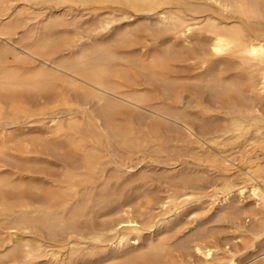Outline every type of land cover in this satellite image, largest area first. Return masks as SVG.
Wrapping results in <instances>:
<instances>
[{"label": "bare ground", "instance_id": "obj_1", "mask_svg": "<svg viewBox=\"0 0 264 264\" xmlns=\"http://www.w3.org/2000/svg\"><path fill=\"white\" fill-rule=\"evenodd\" d=\"M22 1L92 21L0 1V264L264 252V0Z\"/></svg>", "mask_w": 264, "mask_h": 264}, {"label": "rangeland", "instance_id": "obj_2", "mask_svg": "<svg viewBox=\"0 0 264 264\" xmlns=\"http://www.w3.org/2000/svg\"><path fill=\"white\" fill-rule=\"evenodd\" d=\"M0 1H4V2H14L15 5L18 6V8H16L17 11H23V12H26L28 13L29 12V15L28 18H25V16L22 18L23 22L27 25V26H33L34 24L36 25L37 24V21L39 19V16L41 15H46V14H52V16L54 17L55 15L59 16L61 14H63L65 16V18L67 19L68 23H73V22H85L87 23V25H89L92 21V14L90 13L89 10H86L85 8L83 7H74V6H59V7H53L51 5H49L48 3L45 4V2H40V3H25L23 2L22 0H0ZM17 2V4H16ZM56 9V10H55ZM15 10V11H16ZM84 10V11H83ZM16 11V12H17ZM16 12H14V16L12 15V17H15L16 15ZM32 13V14H31ZM40 14V15H39ZM68 15V16H67ZM83 15V16H82ZM77 17V18H76ZM90 17V18H89ZM89 18V20L86 22V20ZM37 19V20H36ZM70 19V20H69ZM72 19L74 21H72ZM90 22V23H89ZM71 25L68 27V30L71 31ZM73 31H71L70 33H72ZM44 121H33L31 123H29V125L31 126V130L32 131H35V129H37L36 132L38 131H42V130H45V126L43 125ZM44 126V127H42ZM34 127V128H33ZM247 193L245 196H244V199H243V202L247 205L248 203L249 204H252L251 202L253 201V203H255L254 199H253V196L252 195H249ZM239 199V200H238ZM238 203L241 202L240 198H238L236 195L231 199V202L233 203ZM209 204V205H208ZM248 204V205H249ZM191 206V207H190ZM188 206V209L184 211L183 214L179 215L178 216V219L180 218V221H181V224L183 223V225H190L188 223H190V220L194 219V218H197L198 220H201V219H205V218H208L211 214H212V210H213V205L210 204L209 202H206L204 203L203 205H198L197 204H194L193 203ZM207 206V207H206ZM201 217H200V216ZM203 215V216H202ZM198 216V217H197ZM185 219H187L185 221ZM185 222V224H184ZM192 224V223H191ZM231 239V240H230ZM228 243H226V246L227 245H231L230 247H234V243L236 241H238L237 238H228L226 240ZM234 241V242H233ZM231 243V244H230ZM244 246V245H243ZM242 246H240V250L241 252L237 253L240 254V257L242 256V260L241 258H238L239 262H236L234 264H252V262H255V261H259L261 260V258L264 256V252H254L253 251V248L252 247H247V246H244L245 248H241ZM252 251V253H251ZM254 254V255H253ZM261 254V255H260ZM253 255V256H252ZM263 255V256H262ZM239 256V255H238ZM226 260V259H225ZM241 260V261H240ZM249 261V262H248ZM252 261V262H251ZM61 264V261L58 263L56 261H49L47 264ZM63 264V263H62ZM225 264H232L230 263V261H226Z\"/></svg>", "mask_w": 264, "mask_h": 264}]
</instances>
